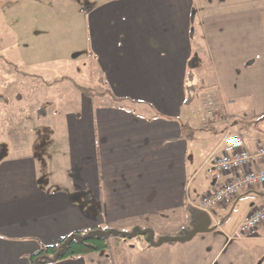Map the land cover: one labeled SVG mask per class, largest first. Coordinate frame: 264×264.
<instances>
[{"label": "crops", "instance_id": "0c3cea01", "mask_svg": "<svg viewBox=\"0 0 264 264\" xmlns=\"http://www.w3.org/2000/svg\"><path fill=\"white\" fill-rule=\"evenodd\" d=\"M81 39L85 84L16 72L34 80L15 82L26 85L13 108H28L36 134L25 151L0 142V264H30L92 229L190 233L226 140L264 147V0H99L81 10ZM263 203L264 186L244 192L190 242L153 247L144 236L128 264H264L261 232L231 240ZM120 255L53 264H124Z\"/></svg>", "mask_w": 264, "mask_h": 264}, {"label": "rangeland", "instance_id": "374dc122", "mask_svg": "<svg viewBox=\"0 0 264 264\" xmlns=\"http://www.w3.org/2000/svg\"><path fill=\"white\" fill-rule=\"evenodd\" d=\"M97 2L99 0H0V96L3 97L0 99V142L5 140L9 151L18 147L27 150L29 140L36 134L34 124L26 125L32 116L28 108H13L16 102L21 107L20 96L24 95L26 84L15 83L24 78L17 75L12 64L46 80L71 76L85 84L92 55L88 41L81 39V10ZM20 56L28 60L40 58L36 59L40 66H24L18 62ZM66 58L70 63L62 61ZM84 59L87 61L83 62ZM29 80L34 81L29 78L25 81ZM189 84L192 86V81ZM44 144L41 140L38 147L43 148ZM145 239L141 235L112 238L111 253L115 257L121 254L122 263L128 264L134 254L129 252L137 250Z\"/></svg>", "mask_w": 264, "mask_h": 264}, {"label": "built area", "instance_id": "2783aa9c", "mask_svg": "<svg viewBox=\"0 0 264 264\" xmlns=\"http://www.w3.org/2000/svg\"><path fill=\"white\" fill-rule=\"evenodd\" d=\"M214 105L209 103L210 116ZM213 116V115H212ZM206 129L212 122L203 120ZM264 147H260L255 154L245 149L244 141L239 137H230L225 142L221 156L214 157L207 170L215 181V188L205 193L200 199L199 214H207L214 222V211L221 205L238 199L244 192L264 186ZM224 176L230 179L219 184ZM261 232L264 237V203L258 206L253 213L245 219L231 237V240H242L249 235Z\"/></svg>", "mask_w": 264, "mask_h": 264}, {"label": "trees", "instance_id": "16d2710c", "mask_svg": "<svg viewBox=\"0 0 264 264\" xmlns=\"http://www.w3.org/2000/svg\"><path fill=\"white\" fill-rule=\"evenodd\" d=\"M8 64L11 65L12 63ZM12 66L15 67L17 73L28 76L22 73L16 65L12 64ZM191 99L193 100L194 98L191 97ZM192 215L193 223L195 224L196 212L193 211ZM108 233L109 231L102 229L75 233L55 245L42 247L38 253L30 257V264H53L89 254H109L113 247L112 238L116 236L107 237ZM187 233L188 230H182L177 237L186 236Z\"/></svg>", "mask_w": 264, "mask_h": 264}, {"label": "water", "instance_id": "95a60500", "mask_svg": "<svg viewBox=\"0 0 264 264\" xmlns=\"http://www.w3.org/2000/svg\"><path fill=\"white\" fill-rule=\"evenodd\" d=\"M198 223L195 228L190 232L187 233L186 236L183 237H161L158 241H156L155 234L152 231H145L140 228H135L131 233H123L117 231H109L106 235L108 236H116V237H124V238H135L139 235L145 236L148 239V242L153 247H159L165 244L171 243H182V242H190L192 241L198 234L204 233L208 231L212 226V220L207 214H202L201 216L197 217Z\"/></svg>", "mask_w": 264, "mask_h": 264}]
</instances>
